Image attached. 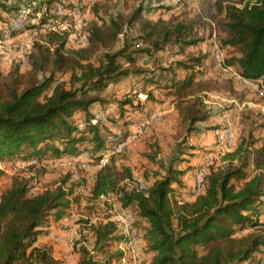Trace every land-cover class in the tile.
<instances>
[{"label":"trees","instance_id":"trees-1","mask_svg":"<svg viewBox=\"0 0 264 264\" xmlns=\"http://www.w3.org/2000/svg\"><path fill=\"white\" fill-rule=\"evenodd\" d=\"M56 1H42L44 17L29 27L44 28L55 17L52 11ZM240 1L239 6L217 1L221 16L215 22L216 36L220 46L231 50L227 63L248 78L261 77L264 84V0ZM0 10L18 13L4 3H0ZM142 10L140 4L126 19L117 16L93 25L84 47L71 51L66 48L67 31L46 29L42 33L28 53L26 69L20 72L16 65L0 82L1 159L48 154L58 158L86 151L94 165L107 145V124L140 106L127 96L131 93L107 101L101 96H111L103 90L126 77L136 78L148 99H152V89L173 93L180 121L186 122L188 132L196 130L195 123L210 117V110L200 99L183 106L184 97L200 86L193 77L203 59L190 56L161 64L165 57L160 52L168 45L175 44L181 52L199 41L192 26L184 21L148 25L140 20ZM136 22L142 32L133 35L130 30ZM120 34L124 37L117 46ZM144 57L148 59L137 65ZM61 75L68 76V86L59 80L54 83ZM146 85L152 88L147 90ZM47 89L49 93L41 97ZM110 104H114V113H105L104 120L90 123L92 107L105 109ZM76 112L81 114L82 128L73 118ZM258 127L264 130V116ZM254 131L250 129L246 138L228 150L221 163L208 168L196 194L183 179L192 168L189 165L175 169L171 161L161 173L144 171L145 189L137 190L119 185L122 177L114 157L96 170L90 194L111 193L132 212L139 253L150 255L147 264H244L254 256L256 261L264 253V232L237 234L241 226L256 223L264 214V141L256 144ZM182 143L177 146L178 153L192 149L182 147ZM192 156L181 158L188 163ZM123 170L127 180L135 179L128 168ZM31 183V177L14 178L0 193V264H62L51 255L49 246L34 241L44 233L49 218L58 219L69 209L72 190L65 191L59 185L28 193ZM185 192L193 196L190 201L181 196ZM86 229L91 248L79 246L78 264H112L120 259L121 251L116 248L122 238L118 224L104 221Z\"/></svg>","mask_w":264,"mask_h":264},{"label":"rangeland","instance_id":"rangeland-1","mask_svg":"<svg viewBox=\"0 0 264 264\" xmlns=\"http://www.w3.org/2000/svg\"><path fill=\"white\" fill-rule=\"evenodd\" d=\"M42 1L44 0H0V3L17 10L18 14L23 15L26 21L24 28L13 36V42L0 47V82L14 66L18 65L20 72L26 69L27 56L33 43L40 41L42 33L46 30L42 27H29L32 23H37L44 17ZM217 1L230 2L237 6L242 3L240 0H201L199 6V4H192L189 0H97L96 3L81 12L78 22L73 21L70 13L65 14L63 18H58V20L68 24L65 28L69 35L66 44L67 51L84 47L86 36L93 25L107 23L117 16L126 19L140 4L143 5L140 20L144 23L150 25L184 21L190 23L193 36L199 39L196 44L185 47L181 52H177L178 47L175 44L168 45L166 50L160 52L161 57H165L162 58L161 64L166 65L172 59H182L190 56L203 59L204 63L199 66L193 77L195 83L200 86L184 97L186 101L183 106L200 99L205 107L210 110V117L203 122L195 123L196 130L188 132L186 122L180 121L175 95L169 94L166 96L167 99L164 103L167 107L172 105L170 111L154 112L139 106L126 111L122 118H118L117 122L108 123L109 131L106 133L105 138L111 131L117 129L124 132L133 131L137 117H139L137 113L148 112L153 113L155 116L145 130L130 139L123 151L111 156L114 157L116 169L120 173L119 177H122L119 185L125 184L127 180L124 168L131 171L132 176L135 178L132 179L133 181L143 180L141 174L144 171H150L151 174L154 171L163 172V167L171 161L175 169H187L188 164L181 157H189L190 155L194 157L199 152L210 149L213 146V141L209 136L212 128L226 124L232 127L234 143L231 149L246 138L249 130L253 128H255L253 139L257 140L256 144H259L258 140H261L260 143L264 141V130L257 128L262 116H264V96L253 90V88L242 84L234 75L219 70L211 57L212 43L210 35L212 33H214V44L220 46L215 30V22L221 16L220 11L217 9ZM12 16L10 13H4L0 10V22H3L1 26ZM140 28L141 25L136 22L130 30L131 34L136 35L142 32ZM123 37V35H119L120 40L116 43L117 46L121 44ZM219 48L221 49L223 61L234 70H237L227 63L231 58V50L222 46ZM142 59H148V57ZM138 62L137 65H141L143 61L139 60ZM58 80L63 81L68 86L67 75H61ZM131 81L130 78L126 77L120 82L107 85L103 92L111 93V96L104 97L105 93H102V98L106 101L122 99L125 97L124 95L131 93L127 96L132 99L134 104L139 105L138 101L141 99V95H146V93L140 89L139 83ZM146 86L150 87V85ZM49 91L47 89L41 97ZM98 111L103 114V118L100 120L102 121L105 118V113L115 112V107L114 104L106 106L105 109L98 106L92 107L93 115ZM80 115L79 112H76L73 116L77 126L79 123H83ZM125 121H129L126 124L130 125V128L124 123ZM181 141H183L182 147H192V149L186 148L184 154L178 153L177 146ZM69 155L58 158L49 154L41 158H0V193L11 184L14 178L20 177H31L34 190L55 189L59 185L65 191L72 190V195L68 196L75 215L72 224L77 225V231L79 230L78 233L76 231V238L72 240V248L79 258L78 249L80 245H88L91 248V241L88 233L86 234V227L98 222L111 221V216L110 212L106 210L107 202L92 197L90 193L79 195L76 191V186L79 183L91 190L94 182L96 169L89 162L88 152L86 155H81L77 160H68L67 156ZM221 158L216 160L214 164L221 163ZM191 161L190 159L188 163ZM73 171L78 174V180L71 178ZM108 203L116 205L118 203L117 196L110 193ZM115 207L113 206L114 209ZM256 223L260 225L255 230L264 232V214L257 217ZM251 224L246 223L241 227H248ZM38 236H41V234ZM261 256L262 258L259 259L264 261V253ZM254 257L256 258V256ZM255 258L251 262H244V264H254ZM146 261L147 259H144L142 263H146Z\"/></svg>","mask_w":264,"mask_h":264},{"label":"built area","instance_id":"built-area-1","mask_svg":"<svg viewBox=\"0 0 264 264\" xmlns=\"http://www.w3.org/2000/svg\"><path fill=\"white\" fill-rule=\"evenodd\" d=\"M97 0H57L53 8L54 18L49 20L45 25V29L51 30H65L66 25L64 21L58 20V18H63L67 13L72 14L74 22H78L79 15L81 12L88 9L91 5L96 3ZM194 5L200 4L201 0H189ZM68 11V12H67ZM44 12V9H43ZM25 18L21 14H14L7 22H5L0 27V47L3 45H8L13 42V36L15 33L20 31L25 26ZM214 33L210 35V41L212 43L211 57L214 61L215 66L226 73L234 75L242 84L253 88L259 94L264 96V84L261 77L258 78H248L242 75L238 70H234L228 64H226L221 57L220 46L214 44ZM58 82V79L55 80V84ZM136 112V111H135ZM137 113V112H136ZM137 122L134 125V130L131 132H124L120 129L111 131L105 138L106 147L97 155L94 167L100 169L105 166L111 156L115 153L123 151L130 139L134 138L137 133L145 130L154 119L153 113L141 112L137 113ZM103 118L101 111L95 113L90 117V123H96ZM84 123H79L78 128H82ZM213 135V147L201 154L200 162L195 167L194 174L192 177V189L193 193L196 194L204 180V176L208 168L214 164L216 160L221 158L228 150H230L234 143V132L232 127L229 124H226L221 127L214 128L212 130ZM86 151H82L76 155L67 156L68 160H77L81 155H86ZM71 178L73 180H78V174L73 171L71 173ZM125 185L127 188H135L137 190L145 189V183L142 180L131 181L126 180ZM34 183H32L28 188V193H32L34 190ZM76 191L79 195H85L90 193V189L85 187L83 184L79 183L76 186ZM109 193H102L96 198L100 199L106 204V210L110 212V220L115 222L120 227V233L122 238L116 244V248L121 251V257L118 261L113 262L112 264H142V257L139 253V237L136 227L133 225V215L132 212L124 207H119L113 209V206L108 203ZM65 217L70 219L73 217L72 212H68ZM258 228V223H252L248 227H241L238 230V235L244 234L246 232L255 230ZM254 264H264L263 259H258Z\"/></svg>","mask_w":264,"mask_h":264},{"label":"crops","instance_id":"crops-1","mask_svg":"<svg viewBox=\"0 0 264 264\" xmlns=\"http://www.w3.org/2000/svg\"><path fill=\"white\" fill-rule=\"evenodd\" d=\"M200 5H201V3L199 4V6ZM1 24L2 23L0 22V26H1ZM225 48H227V47H225ZM141 60L143 62H145L147 59H144V60L141 59ZM128 78H130V80H132L131 82L136 81V78H132V77H128ZM151 86L152 85H150V87H146V89L147 90L151 89L152 88ZM169 94H173V93H169V92H167V90H164V89H162V90L152 89V95H153L152 99L146 98V95H141V99L138 102H139V105L142 106V108L145 110L163 113L166 111H170L172 108V105L167 107V106H165V103H164L165 100L167 99L166 96H168ZM126 125H128V124H126ZM128 126H129L128 128H130V125H128ZM209 133H210L209 136H210L211 140L213 141L212 130H210ZM200 157H201V153L199 152L197 156L195 155L193 158H190L192 160L190 163H187L189 166L192 167L189 174L185 175V177L183 178L188 187L192 185V177H193L191 175L192 169L197 167V165L200 162ZM92 166L94 169H96L94 167V165H92ZM181 196L183 197L184 200H188V201H190L193 198V196L187 192L182 193ZM112 206H114V207L116 206L115 207V209H116V208L121 207L122 204L118 200V203L116 205H112ZM72 208L73 207L70 204L69 209H67L66 213L58 219L49 218V220L46 222V227L44 228V233L41 234V236H37L35 241H34V244H36V245H39V244H45L47 246L49 245L50 249H51V255L55 259L60 260L62 262V264H78L77 253L72 248L73 247L72 240L76 238V231H77V225L72 224L73 220H75L74 219L75 215L73 213ZM68 212L73 213V217L70 219H67L65 217V215ZM78 232H79V230L77 231V233ZM142 259L143 260L147 259V261H146V264H147V262L150 259V255L142 253Z\"/></svg>","mask_w":264,"mask_h":264}]
</instances>
